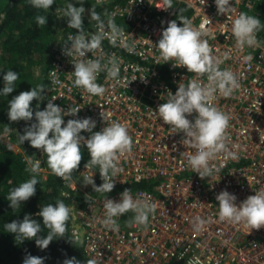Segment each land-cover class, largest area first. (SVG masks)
Segmentation results:
<instances>
[{
  "label": "built area",
  "instance_id": "1",
  "mask_svg": "<svg viewBox=\"0 0 264 264\" xmlns=\"http://www.w3.org/2000/svg\"><path fill=\"white\" fill-rule=\"evenodd\" d=\"M83 1L97 7L100 11H96L105 21L111 16L124 30L116 44L105 36L102 48L91 50L84 58H100L104 64L114 54L120 62V75L106 79V71L98 74L97 83L105 87L103 95H93L75 86L70 74L74 71L72 62L82 58L69 57L63 49L65 43H70L68 37L77 33L64 34L61 28L45 74L44 107L56 97L53 103L65 111L70 107L80 108L75 116H65V122L91 117L96 121L93 131L101 130L113 120L126 122L133 138L132 151L120 156L121 170L113 178L115 185L111 192L89 194L92 185L78 182L84 177H93L95 184H101L99 166L95 171L92 166L83 165L77 177L67 181L58 176L61 193L68 194L63 197L68 203L76 204L73 193L85 195L82 206L75 212L84 255L87 259L94 258L97 264H188L195 258L199 264H264V226L250 229L243 223L220 221L216 200L220 191L227 190L236 195L239 204L264 189V42L256 33L260 45L241 49L231 32L232 18L242 11L253 12L260 0H229L231 9L226 13L218 12L214 0H204V3L203 0H173L171 7H166V0ZM183 8L194 27L204 25L203 38L223 61L219 66L231 68L240 80V87L231 96L216 94L212 101L230 116L228 147L238 156L225 159L223 153H218L211 163L220 168L219 173L203 178L193 172L183 153L195 149L184 145V134L173 132L155 111L167 99L168 90L174 94L179 82L187 84L188 79L198 75L189 73L184 66L174 67L172 60L164 62L155 46L162 29L169 21L176 20ZM56 17L61 23L64 21L57 12ZM96 30V22L91 20L83 31L90 37ZM128 47L134 50L129 52ZM224 52L230 53L227 59L223 58ZM249 53L253 59L245 62L243 56ZM199 79L208 82L206 73L199 74ZM194 116L195 113L188 115V119ZM82 135L87 138L89 133L82 132ZM26 142L25 151L32 148L33 159H41L39 172L46 175V180L54 174L47 165V154ZM0 143L3 150L19 151L9 136H0ZM81 152L88 154L83 143ZM22 159L27 164L24 155ZM143 183H149L151 190L134 188L131 192L134 198H148L156 204L146 228L129 223L134 215L131 211L116 218L118 231L106 228L95 219L104 215L105 198L118 201L126 187ZM197 215L210 218L202 232H195L192 227V219ZM31 255L44 257L40 249Z\"/></svg>",
  "mask_w": 264,
  "mask_h": 264
},
{
  "label": "clouds",
  "instance_id": "2",
  "mask_svg": "<svg viewBox=\"0 0 264 264\" xmlns=\"http://www.w3.org/2000/svg\"><path fill=\"white\" fill-rule=\"evenodd\" d=\"M35 8L49 10L54 0H29ZM173 0H166V7H171ZM219 13H226L231 9L229 0H214ZM204 3V0H203ZM57 14L67 18L70 27L80 30L74 36H69L70 43H65L64 53L69 56H78L72 62L74 71L70 74L74 77L73 83L82 87L87 93L103 95L105 87L97 83V76L101 71H106V79L118 78L120 75L119 59L113 54L109 56L107 63L102 64L100 58H84L86 53L94 49L102 48V41L108 36L112 44H116L124 34L123 28L118 26L109 16L107 20L93 9L89 15L96 22V32L90 37L83 31V4L74 6L69 3L66 8L56 9ZM62 13V14H61ZM5 13L0 12V23L3 22ZM182 23L177 20L168 22L167 27L162 29L161 38L155 44L164 62L173 61L174 67L184 66L190 73L198 74L187 80V84L179 82L176 92L167 91V99L158 105L155 110L158 117L170 126L173 132H182L184 145L194 148L195 151L183 152L187 155L188 165L193 172L200 177H207L213 173H219L220 168L211 163L216 159L218 153H223L225 159L237 158L236 151L228 147L227 129L230 126L228 113L218 108L212 101L216 94L224 97L232 95L235 89L240 87V80L237 73L229 67L221 68V58L213 53L208 41L203 38L204 25L194 27L192 20L186 16H180ZM38 26H44L47 22L45 15H37ZM264 28V24L257 16L247 12H240L231 20V32L236 40L238 48L245 46H259L260 41L256 33ZM128 47V51H133ZM229 52L223 53V58L229 57ZM253 59L251 53L243 56L245 62ZM3 87L0 88V96H8L16 88V81L19 73L8 69L2 71ZM207 74V83L199 79V74ZM145 77H141L144 79ZM59 82V81H57ZM45 91L44 84H37L30 90L21 91L8 100L7 116L10 121H32L28 124L23 133L18 132L19 143L25 141L35 149L47 154V165L51 171L63 178L70 180L73 169H77L82 159L81 144L86 146L90 159L84 167L99 166V174L102 183L98 186L94 183L93 177H84L83 183L92 185L94 191L109 193L115 185L114 177L120 172L119 159L126 152H131L133 138L128 132V124L113 120L107 123L101 130L93 131L96 121L91 117L68 119L67 115L77 114L80 108H68L65 111L62 107L53 103L56 97L48 100L43 109L34 112L31 102L35 99L37 107L43 100ZM195 113L192 120L188 115ZM33 117L35 119L33 120ZM63 125V126H62ZM10 128L5 127L0 136H7ZM82 132L89 133L85 138ZM51 133V135H50ZM235 147H239L236 145ZM34 155V154H33ZM33 155H26L28 167L26 171L33 173L30 179L21 182L12 188L6 199L9 206L14 210L21 207V203L27 201L36 192L38 184L35 175L41 169V159H33ZM68 194L62 192L61 196ZM118 201L105 198L103 201L104 215L102 218H95L99 223L112 231H118L119 224L117 217L131 211L134 213L129 223L144 226L150 223V214L154 212L156 204L148 198H134L131 189H124ZM218 201V219L228 223H243L250 229H258L264 226V189L256 191L254 195L248 196L245 200L236 203L235 194L222 190L216 195ZM39 217L42 219L49 231L46 235H39L41 222L33 219L30 214H25L22 220H12L4 224L5 231L14 234L17 244L24 240L35 239V244L45 249L54 237H63L69 220L75 222L74 207L65 202L64 199H57L55 203H47L40 206ZM210 218L195 216L192 219V227L195 232H202ZM82 236V233H81ZM82 242V240L80 241ZM44 257L27 255L22 264H44ZM62 264H81L75 257L65 258ZM85 264H97V261L88 259ZM188 264H199L198 258L190 259Z\"/></svg>",
  "mask_w": 264,
  "mask_h": 264
},
{
  "label": "trees",
  "instance_id": "3",
  "mask_svg": "<svg viewBox=\"0 0 264 264\" xmlns=\"http://www.w3.org/2000/svg\"><path fill=\"white\" fill-rule=\"evenodd\" d=\"M65 0H54L49 10L35 8L29 0H0V12L5 13V18L0 23V72L12 69L19 73L16 88L8 96H0V124L10 128L7 136L16 137L18 132L23 133L25 127L32 121H10L7 116L8 100L19 94L21 91L30 90L37 84H44L46 87L45 74L50 66L53 52L56 48L58 30L63 29L64 34L68 32L78 33L80 30L68 26L67 18L64 21L56 17V9ZM93 10H99L92 5ZM100 11V10H99ZM97 12V11H96ZM257 16L264 24V0L255 7L253 12L248 13ZM37 15H45L47 22L44 26H38L36 22ZM180 16H188L187 11L183 8L180 15L176 18L177 24L182 22ZM92 19H90L91 21ZM83 21V30L85 29ZM259 38L264 42V28L257 32ZM35 64V66H34ZM35 69V72H34ZM3 73H0V88L3 87ZM43 100L39 102L34 99L31 102L34 112L44 108V91ZM35 117H33V120ZM51 135V133H50ZM18 142V140H16ZM24 144H27L25 141ZM0 143V264H22L24 258L32 254L37 249L44 253L45 264H62L65 258L75 257L85 264L87 257L82 251V243L78 233L79 224L75 218V222L69 220L68 227L63 237H54L47 248L41 249L35 244V239L24 240L17 244L14 240V234L5 231L4 224L12 220H22L24 215L30 214L33 219L41 222V232L39 235H46L49 229L43 225L38 212L40 206L47 203H55L61 196L62 186L59 177L50 174L48 178L42 182V192L39 197L32 196L27 201L21 203V207L12 209L9 201L6 199L9 191L20 184V180L25 181V164L20 162L18 157L11 151L2 149ZM2 152V153H1ZM82 153V159L77 169H73L71 179H75L81 167L90 159L89 154ZM3 163H10L2 165ZM93 170H97L98 166H92ZM99 182H96L98 186ZM127 189L142 188L151 190L149 183H143L137 186H128ZM94 189H90L89 194H95ZM76 204H70L74 207V212L82 206L85 195L82 193H73ZM76 217V214H75Z\"/></svg>",
  "mask_w": 264,
  "mask_h": 264
},
{
  "label": "rangeland",
  "instance_id": "4",
  "mask_svg": "<svg viewBox=\"0 0 264 264\" xmlns=\"http://www.w3.org/2000/svg\"><path fill=\"white\" fill-rule=\"evenodd\" d=\"M63 2L64 3L61 4V6L63 7V8L61 7V10L64 9V8H66L69 3L74 4V6H79L80 4H83V7L85 8V13L83 14V21L85 23H89L90 22L91 17L89 15V10L92 9V5L89 2L83 1V0H65ZM34 66H35V64H34ZM34 72H35V69H34ZM2 131H3V126L0 124V132H2ZM10 137H11L13 143L16 146H18V149H19L18 152H12V153L18 157V159L20 160V162H22V163L25 164V169H26L28 167V165L22 159L23 158V155L25 157H26V155H33L34 154V151H33L32 148H27V151H25L24 148H25L26 144L19 143V140L16 137H14V135H12ZM16 140H18V142ZM20 151L22 153H20ZM33 157H34V155H33ZM5 164H10V163H3L2 165H5ZM31 175H33V173H31L29 171H26L25 172V175H24L25 180L30 179L31 178ZM35 175L37 176L38 184L35 186L36 187V192H35V194L33 196L39 197L40 194H41V192H42V182L45 181L46 175L43 174V173H40V172L36 173ZM21 182H24V181L23 180H20V183ZM78 182L81 183L82 185L84 184L83 183V179H79ZM78 193H80V192H78Z\"/></svg>",
  "mask_w": 264,
  "mask_h": 264
},
{
  "label": "crops",
  "instance_id": "5",
  "mask_svg": "<svg viewBox=\"0 0 264 264\" xmlns=\"http://www.w3.org/2000/svg\"><path fill=\"white\" fill-rule=\"evenodd\" d=\"M62 4H63V3H62ZM61 7H62V6H61V4H60V5H59V9H60V10H61ZM62 8H63V7H62ZM56 12H57V11H56ZM65 18H66V17H65ZM61 28H62V27H61ZM61 30H62V29H59V30H58V33H57V36H56V37H58V35H59V33H60Z\"/></svg>",
  "mask_w": 264,
  "mask_h": 264
}]
</instances>
